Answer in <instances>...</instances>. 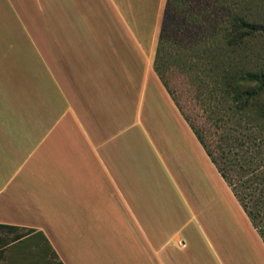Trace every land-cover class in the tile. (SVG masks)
Instances as JSON below:
<instances>
[{"label": "crops", "instance_id": "obj_1", "mask_svg": "<svg viewBox=\"0 0 264 264\" xmlns=\"http://www.w3.org/2000/svg\"><path fill=\"white\" fill-rule=\"evenodd\" d=\"M165 3L0 0V224L31 230L5 264H264L153 69ZM204 175L237 205L239 241L216 233Z\"/></svg>", "mask_w": 264, "mask_h": 264}, {"label": "trees", "instance_id": "obj_2", "mask_svg": "<svg viewBox=\"0 0 264 264\" xmlns=\"http://www.w3.org/2000/svg\"><path fill=\"white\" fill-rule=\"evenodd\" d=\"M259 2L260 0H166L153 69L264 242V163L251 168L257 151L248 153V160L244 153L229 157L233 150V140L239 139L241 134L231 139L221 133L218 141L215 139L209 144L180 108L174 89L170 86L172 71H182L191 76L203 68L212 73V80L208 84L211 94L215 93L217 82L223 95L229 96L233 112L253 105L264 120V99L261 98L264 92V68L248 69L242 61L247 59V55L241 54L251 41L264 37V21L253 8ZM184 51L190 53L188 60L197 62H181V52ZM199 60L207 61L200 66ZM200 106L207 113L206 107L203 104ZM206 116L212 119L210 114ZM260 130L264 135V125ZM247 136L252 139L251 135ZM246 162H249L250 168H246ZM0 230L10 235L9 242L20 239L31 231H19L16 226L4 224H0Z\"/></svg>", "mask_w": 264, "mask_h": 264}, {"label": "rangeland", "instance_id": "obj_3", "mask_svg": "<svg viewBox=\"0 0 264 264\" xmlns=\"http://www.w3.org/2000/svg\"><path fill=\"white\" fill-rule=\"evenodd\" d=\"M253 8L254 11L260 14V19L264 21V0H260L259 5L257 7L253 6ZM189 54L190 53L187 51L181 52L183 56L181 62L187 64L196 63L197 60H188L190 58ZM241 54L247 55V59L242 61L248 69L256 70L257 68H264V37H259L251 41ZM205 61L207 60H199L200 66L201 63ZM170 75V86L174 89V96L179 101L180 108L185 112L188 118H190V121L195 127L202 132L209 144L213 143L215 139L218 141L221 133H225L227 137L231 139L241 134L238 137L239 139L236 138V140H233V150L229 153V157L237 153H240V155L244 153L245 159L248 160V156H250L248 153L250 154L256 150L257 153L253 156L254 161L253 164H251V168H256L261 166L258 164L264 163V135L260 130V128H263L264 120L257 114L255 106L251 105L245 110H235V112H233L230 106L229 96H227V94L223 95V91L219 89L217 82L216 91L213 93L214 95L209 92L208 84L212 80V73L203 70V68H200L197 74H192L191 76L178 70L172 71ZM261 98L264 99V92ZM200 104L206 107L207 113L204 112ZM207 114H210L212 119L207 117ZM258 130H260V133ZM247 135H251L252 139ZM243 143L244 146L242 145ZM152 160L153 162H157L155 157ZM248 164L249 162L245 163L247 166L246 168H250ZM146 170L144 166H141V173H145ZM148 172L152 174V176H156V182L162 179L161 169L157 164H154ZM203 177H205L203 184L205 183L206 187L203 200L205 209L213 204L216 206V224L220 228H216V233L227 235L232 242L235 240L239 241L238 238L244 236L243 234L246 230L244 228V219L242 215H240L241 213L237 205L231 197L228 199L225 193L223 194L224 185L222 182L218 183L216 180V192L212 193L207 189L212 187L211 180L207 175L202 176V178ZM181 181V187L185 193L187 185L183 179ZM208 183H211V185H208ZM200 184H202V182H200ZM169 188H174V183L169 186ZM186 197L188 202L196 200V197L194 195L192 196L190 192H186ZM228 201H230V203ZM235 205L236 207L234 210ZM9 236L4 230H0V248L10 243ZM28 245L29 247H33L34 242L30 241ZM4 261V254L0 253V264H5Z\"/></svg>", "mask_w": 264, "mask_h": 264}]
</instances>
